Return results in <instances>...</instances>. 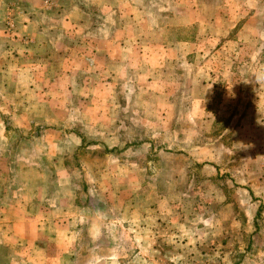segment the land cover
Listing matches in <instances>:
<instances>
[{
	"label": "rangeland",
	"instance_id": "rangeland-1",
	"mask_svg": "<svg viewBox=\"0 0 264 264\" xmlns=\"http://www.w3.org/2000/svg\"><path fill=\"white\" fill-rule=\"evenodd\" d=\"M102 262L264 264V0H0V264Z\"/></svg>",
	"mask_w": 264,
	"mask_h": 264
},
{
	"label": "crops",
	"instance_id": "crops-1",
	"mask_svg": "<svg viewBox=\"0 0 264 264\" xmlns=\"http://www.w3.org/2000/svg\"><path fill=\"white\" fill-rule=\"evenodd\" d=\"M32 23L28 22L27 25L32 24ZM23 27L26 28V25L25 26L23 25ZM26 29H28V28H26ZM35 37H37V36H35ZM33 199H34V201L32 203L36 205L38 203V201L36 200L35 197ZM67 204H69V203H67ZM75 207L79 209V206L78 205H73L72 206V204L67 205L65 207H62V208H61V206H60V208L58 207V214L61 217V219H58V220L61 221V223L63 224V226H65V227L72 226V223L76 221L77 214L73 212V209ZM27 218L24 217L23 219H27ZM89 218H91V217H87V219H89ZM100 218L101 217L99 215H97V218H91V220L98 219V221H99V220H101ZM73 230H75V229H73ZM74 233H75L74 231H70L71 236H73ZM87 233L90 234V235H95V234L98 235L99 234V231H97V230H95L93 228H91V229L87 228ZM97 264H105V262L97 263ZM111 264H114V263L112 262Z\"/></svg>",
	"mask_w": 264,
	"mask_h": 264
}]
</instances>
